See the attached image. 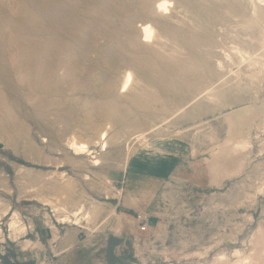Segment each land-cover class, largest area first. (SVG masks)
Masks as SVG:
<instances>
[{"label": "rangeland", "instance_id": "obj_1", "mask_svg": "<svg viewBox=\"0 0 264 264\" xmlns=\"http://www.w3.org/2000/svg\"><path fill=\"white\" fill-rule=\"evenodd\" d=\"M242 2L191 0L169 16L156 0H0V264H264V0L233 17ZM146 21L158 42L141 41ZM110 122L120 145L97 147L99 167L70 155L73 133ZM69 180L68 211L104 208L95 229L41 202ZM15 212L26 230L12 237Z\"/></svg>", "mask_w": 264, "mask_h": 264}, {"label": "bare ground", "instance_id": "obj_2", "mask_svg": "<svg viewBox=\"0 0 264 264\" xmlns=\"http://www.w3.org/2000/svg\"><path fill=\"white\" fill-rule=\"evenodd\" d=\"M246 1H247L246 4H243V2H242V5L237 6V8L235 10L233 8H230L231 6L228 7L230 9H233V11H232L233 13H231L233 17H240V16L247 17L251 13V11L256 12L259 0H246ZM190 2H191V0H177V1L176 0H156V6L158 5V9H160L162 13H165L169 16H172V14L174 13V10H176V5L178 6L179 4H181L184 7L188 3L190 4ZM156 11H157V8H156ZM248 11L250 13H247ZM165 26H167V25L164 24L163 26H161V29L163 28V30H164ZM139 33H140L141 41L144 43L145 42L156 43L157 40L159 41L160 38H163L161 35V32L158 31L156 29V27L148 21L141 24V28L139 30ZM233 56L235 58H241L244 61H246L247 59H250V55H248V53L242 51L241 49H237ZM233 56L228 55V57L230 59L234 58ZM193 58H195V57H193ZM199 62H201V61H199ZM252 62H254V61H252ZM196 64L198 65V63H196ZM223 67H225V66H223ZM202 70H203V68H202ZM202 72H204V71H202ZM163 78H162V80H163ZM135 80L136 79H135L134 73L131 70H125L122 73V77L120 78V81H119V92H121V90H124V93L126 95H130V93L134 87L133 85L135 83ZM209 95L212 97H219L221 95V92L220 91L218 93H212L211 92ZM139 99H141V97H139ZM134 101H136L138 103V101L136 99ZM139 102H141V101H139ZM141 103H138V104H140V107H141ZM1 105H2V103H1ZM105 114L108 116L110 121H113L114 119H116V120L125 119V118H122V117H124L123 113H121V111L118 110L114 106L107 107V109L105 110ZM108 124H109V127H107L106 125L100 126V128L95 132L94 137L86 138L84 136L78 135L76 132L73 133V135H71V137H69L66 140L67 141L66 145L69 147L70 155H72L74 158L75 157H81V158L87 157L90 159V162L88 161L89 159L86 161L88 162V164H90L92 166V168L99 167L101 165V162H102L100 159H102V158L100 157V155L98 153L102 152L103 150L97 151L96 150L97 147L102 148L104 144L106 146L108 137H109L108 140H115L117 145H120L119 134L112 130V126H111L112 123L111 122ZM110 130H111V132H110ZM143 135L144 134H140V135L135 136V139L138 140L141 144L147 143L146 137ZM93 144L95 146H91ZM105 151H106V149H105ZM145 153H147L146 150L140 151L135 156L141 157L143 155H146ZM97 155H99V156H97ZM127 165H128V162H127ZM24 171H26L24 167L19 168V172H24ZM73 182L70 180L67 181L65 186L63 185L64 187H62L59 194H57V197L55 196L56 198L55 199L53 198L54 200H51L52 198H50V197H49L50 199L47 197H42L40 200L44 204V206L52 207L54 209V212H56V216L58 218H63L62 221L65 224L70 223L72 226H76V227L81 226V228L84 226V228L93 230L96 228L97 221H98L99 217L103 214L104 208L100 204H95V203H89L88 207H86L84 204H82V202H78L77 205H75L76 207L74 210L68 211L67 207H65V204H63V203L71 200V194H72V191H73L74 186H75ZM60 197H61V199H60ZM0 209L2 210L0 212V222H1L5 216H8L9 209H8V206H3L1 203H0ZM109 219H110V216H108L105 219L104 224L107 223ZM10 228H11V231L13 233L12 237H17L18 234L23 233L26 230L25 226L21 222L20 216L17 212L14 213L12 220L10 221ZM0 233H1V228H0ZM235 254H236L235 256H237L240 254V252L237 251ZM251 261H252L251 257H248L245 259H241L240 257H238L236 262H234V264H249V262H251ZM216 264H229V263L217 262Z\"/></svg>", "mask_w": 264, "mask_h": 264}, {"label": "built area", "instance_id": "obj_3", "mask_svg": "<svg viewBox=\"0 0 264 264\" xmlns=\"http://www.w3.org/2000/svg\"><path fill=\"white\" fill-rule=\"evenodd\" d=\"M136 223L138 227V232H147L150 226V218L147 215L140 213L136 215Z\"/></svg>", "mask_w": 264, "mask_h": 264}]
</instances>
